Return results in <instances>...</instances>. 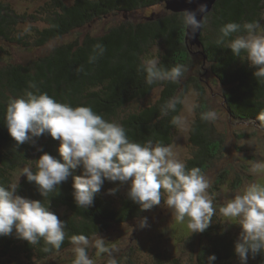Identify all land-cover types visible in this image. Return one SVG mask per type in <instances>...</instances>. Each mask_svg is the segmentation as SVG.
Instances as JSON below:
<instances>
[{
    "label": "trees",
    "instance_id": "trees-1",
    "mask_svg": "<svg viewBox=\"0 0 264 264\" xmlns=\"http://www.w3.org/2000/svg\"><path fill=\"white\" fill-rule=\"evenodd\" d=\"M171 1L73 0L67 3L50 0L21 11L11 1L0 0V184L5 187L16 184L17 195L43 202L66 223L65 239L59 249L46 244L43 238L38 244L31 245L19 239L15 229L10 235L0 236V264H72L74 256L70 260L62 258L72 252V235L83 234L91 241L97 235L103 237L115 228H123L152 215L159 206L141 211L140 205L128 197L129 184L105 181L91 206L77 207L72 196V177L82 174L79 168L47 197L41 196L35 183H29L26 176L18 181L23 167L36 170L34 160L44 152L63 161L58 151L59 141L50 135L17 145L4 120L10 97H21L26 91L38 90L72 107L90 106L105 120L121 124L131 141L143 143L151 139L154 143L173 146L179 127L173 123V118L182 116L187 96L194 91L200 99L190 132L196 150L186 162L187 169L199 167L207 175L223 159V144L216 138L212 121L200 118L210 108L198 79L189 74L193 64L187 29L180 23L181 12L168 9ZM161 6L167 9L164 15L152 14L143 22L124 21L102 35L93 33V26L109 17L121 14L126 17L139 10ZM256 20L264 25V0H218L207 17L199 41L204 61L212 66L222 86L227 88L224 100L232 121L264 131V122L257 119L260 110L264 109V83L257 82L254 76L257 69L249 64L244 53L237 57L227 49V40L224 44L217 43L220 28L225 23L242 25ZM238 34L242 33L228 39ZM97 43L104 46L102 55L94 47ZM154 50H159L156 57ZM18 54L24 57H18ZM93 55L97 58L90 62ZM141 57L157 58L163 68L184 64L188 70L178 82L158 81L149 85L146 73L139 67ZM33 84L35 88L30 87ZM156 90H160L158 100L143 104ZM172 98L178 101L175 110L165 113L162 110ZM230 171L224 169L226 178ZM225 181V178H218L215 186L208 190L218 207L209 228L189 239L188 245L195 250L193 264H209L211 255L217 258L212 264H240L234 250L240 234L231 231L219 214L220 203L216 195L223 190L220 186L226 184ZM242 185L238 179L231 189L236 190ZM110 189H117L114 195L109 194ZM161 204L167 207L163 200ZM138 230L139 227L137 233ZM90 246L88 254L94 264L101 259V264H107V254L98 257ZM46 248L49 250L45 251ZM112 256L117 264H146L134 259L132 254L119 258L113 253ZM247 264H264V255L258 254L255 259L250 255Z\"/></svg>",
    "mask_w": 264,
    "mask_h": 264
},
{
    "label": "clouds",
    "instance_id": "clouds-1",
    "mask_svg": "<svg viewBox=\"0 0 264 264\" xmlns=\"http://www.w3.org/2000/svg\"><path fill=\"white\" fill-rule=\"evenodd\" d=\"M187 2L191 4L193 0ZM208 15V5L201 3L194 10H183L179 19L195 38ZM220 33L217 43L224 44L227 40L226 47L235 56L244 53L249 64L257 69L254 72L257 82L264 83V25L261 21L242 25L225 23ZM236 33L242 34L228 39ZM94 47L99 55L105 51L102 44L97 43ZM96 58V55L91 56L90 62H95ZM140 59L139 67L146 73L149 85L158 81L178 82L188 70L184 64L167 69L160 66L157 58ZM30 87L35 88V85ZM177 102L175 98L170 99L162 111H174ZM200 118L215 121L219 114L209 110ZM257 119L264 122V109L260 110ZM4 120L17 145L42 135H50L59 141L58 151L63 162L44 152L34 160L35 171L30 166L20 170L21 177L26 176L29 183L34 182L43 197L67 182L72 171L79 168L82 174L72 177V196L77 207L91 206L105 181L120 182L129 184L128 197L140 205L141 211L151 210L163 200L172 212L173 220L186 224L193 234L203 233L213 221L215 208L208 192L210 180L199 167L187 169L172 145L154 143L151 139L143 143L131 141L121 124L105 120L90 106L72 107L38 90L26 91L21 97H10ZM173 123L180 126L184 120L177 116ZM249 171L264 178V159L251 161ZM17 189L16 184L7 187L0 184V236L10 235L15 229L16 236L31 245L38 244L43 238L46 244L59 249L65 239L66 223L43 202L17 195ZM116 190L110 189L109 194L114 195ZM219 214L241 228L234 248L240 264H247L250 255L253 259L258 254L264 255V183L252 182L237 190L232 198L219 206ZM139 226H149L147 217L140 220ZM70 242L74 253L72 264H94L88 254L90 244L98 257L107 254V264H117L105 239L98 235L90 241L83 234H74ZM216 259L215 255L209 256V264Z\"/></svg>",
    "mask_w": 264,
    "mask_h": 264
},
{
    "label": "rangeland",
    "instance_id": "rangeland-1",
    "mask_svg": "<svg viewBox=\"0 0 264 264\" xmlns=\"http://www.w3.org/2000/svg\"><path fill=\"white\" fill-rule=\"evenodd\" d=\"M16 8L21 11L34 8L38 4H43L50 0H9ZM67 3H71L73 0H65ZM167 9L163 6L152 9H147L135 13L129 14L124 17L123 14L117 17H109L103 22H99L93 26V33L102 35L106 30L112 26L119 25L124 21L130 22H143L147 18H151L152 14H158L159 16L166 14ZM188 35V34H187ZM188 46L191 52V67L189 74L191 78L198 79V85L205 91L209 110H216L219 114V118L212 121L214 130L217 133V137L221 139L223 144V153L220 162L216 163L214 167L206 175L210 180V188L215 186L218 178H225L226 184H222L220 187L223 189L221 193L216 197L219 199L220 205H222L227 199L232 198L235 192L243 188L246 184L252 182L264 183V178L252 174L249 169L251 167V161L264 159V131H259L254 127L247 126L246 123H235L228 114L224 93L227 88L223 87L217 76L214 74L212 66L204 61L201 44L197 38H193L191 34L187 37ZM157 51L154 50L153 54L157 56ZM159 55H161L159 53ZM18 57L23 58L22 54H18ZM194 87V86H192ZM160 97V90H156L152 96L143 101V104H153ZM200 105V99L196 92L191 91L185 102V107L182 113L184 123L178 127L176 139L173 144V151L177 157L184 160L191 159L195 153V147L191 142L190 132L192 125L197 117V112ZM230 171L229 176L224 175V169ZM24 176L21 177V172L18 174V181H21ZM243 182L242 186H239L236 190L231 188L235 186L236 180ZM233 185V186H232ZM209 188V189H210ZM208 189V190H209ZM217 202L213 201L214 208L217 207ZM149 226L143 228L137 233V222L131 223L123 228H115L110 234L105 235L104 238L106 245L117 253L120 258L122 256L127 257L128 254H132L134 259L146 264H155L160 262L162 264H169L175 262L176 264H193L195 257L194 248L191 247L190 238L195 235L191 233L186 224L177 223L173 220L172 212L163 204L158 206V209L152 215L147 216ZM226 226L237 234H240L241 228L239 225L234 224L223 219ZM204 233V232H203ZM202 233V234H203ZM93 250L96 249L90 246ZM113 253H111L113 255ZM74 256L73 252L63 255L64 260H70ZM117 257V258H118ZM103 259L99 260L98 264H101Z\"/></svg>",
    "mask_w": 264,
    "mask_h": 264
},
{
    "label": "water",
    "instance_id": "water-1",
    "mask_svg": "<svg viewBox=\"0 0 264 264\" xmlns=\"http://www.w3.org/2000/svg\"><path fill=\"white\" fill-rule=\"evenodd\" d=\"M218 0H193V3L189 4L187 0H173L168 4V9L172 10L174 12H182L185 9L194 10L198 7L201 3H206L208 5V11L209 13L213 10L215 4ZM201 17L198 16V19ZM203 29V28H202ZM202 33V30L196 34V38L199 41L200 35ZM187 34L189 35L190 32L187 30ZM187 35V37H188ZM200 42V41H199Z\"/></svg>",
    "mask_w": 264,
    "mask_h": 264
}]
</instances>
